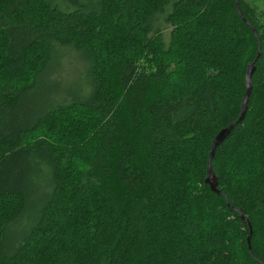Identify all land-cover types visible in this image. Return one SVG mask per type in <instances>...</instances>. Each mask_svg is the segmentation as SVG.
I'll return each instance as SVG.
<instances>
[{"label":"trees","instance_id":"obj_1","mask_svg":"<svg viewBox=\"0 0 264 264\" xmlns=\"http://www.w3.org/2000/svg\"><path fill=\"white\" fill-rule=\"evenodd\" d=\"M0 264H264V0H0Z\"/></svg>","mask_w":264,"mask_h":264},{"label":"rangeland","instance_id":"obj_2","mask_svg":"<svg viewBox=\"0 0 264 264\" xmlns=\"http://www.w3.org/2000/svg\"><path fill=\"white\" fill-rule=\"evenodd\" d=\"M56 3L62 2L64 0H51ZM160 29H162L163 35L165 36V40L169 42V36H170V28H166L165 26H158ZM54 52H58L59 55H61V65L60 63L55 62L54 66L56 67V70L59 69L57 73V77L60 80H69L65 81L66 88L71 89L74 88L73 85V79H84L86 78L85 68L86 63L85 59L81 56V54L77 53L76 51L67 49V48H57ZM60 65V66H59ZM42 82L38 93L41 95L45 94V92H52L55 89V86L52 82L49 80H46V77ZM41 95L36 98V100L32 103L26 104L30 108H36L40 104H42L41 101Z\"/></svg>","mask_w":264,"mask_h":264},{"label":"water","instance_id":"obj_3","mask_svg":"<svg viewBox=\"0 0 264 264\" xmlns=\"http://www.w3.org/2000/svg\"><path fill=\"white\" fill-rule=\"evenodd\" d=\"M238 10L239 9V5L237 4ZM255 35H257L256 31H255ZM261 55V52H259L257 59L259 58V56ZM256 59V60H257ZM256 72V66L255 63L254 64H250L247 68V75H246V94L245 97L243 99L242 102V107H241V116L240 118L234 122L233 124H231L230 126H228L227 128L223 129L222 131L219 132V134L216 136V138L213 141V145H212V150L210 153V157H209V162H208V174L209 177L206 181V183L210 186L211 190L213 193L217 194V195H222L221 192L218 190V179L213 171V167H212V162L216 156V151L218 149V147L223 144L228 137L231 135L232 131L236 128V126L242 124L246 118L247 112H248V105H249V100L253 91V82H252V78L253 75ZM229 204V203H228ZM232 210L236 211L238 214H240L241 218L243 221H245L248 226L251 228V224L248 221V219L244 216L243 212L240 210H236L235 208L231 207ZM251 235H252V231H251ZM251 235L248 239V243H249V249L250 251H252L251 248Z\"/></svg>","mask_w":264,"mask_h":264}]
</instances>
